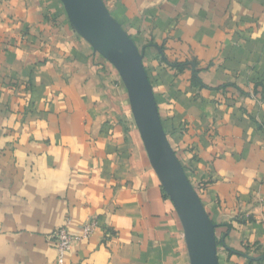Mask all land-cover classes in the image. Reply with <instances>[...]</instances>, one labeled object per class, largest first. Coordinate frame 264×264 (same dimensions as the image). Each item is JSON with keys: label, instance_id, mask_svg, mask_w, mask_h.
<instances>
[{"label": "crops", "instance_id": "1", "mask_svg": "<svg viewBox=\"0 0 264 264\" xmlns=\"http://www.w3.org/2000/svg\"><path fill=\"white\" fill-rule=\"evenodd\" d=\"M102 2L142 56L217 264H264V0ZM78 34L59 0H0V264H57L49 235L91 220L64 264H190L126 89Z\"/></svg>", "mask_w": 264, "mask_h": 264}, {"label": "water", "instance_id": "2", "mask_svg": "<svg viewBox=\"0 0 264 264\" xmlns=\"http://www.w3.org/2000/svg\"><path fill=\"white\" fill-rule=\"evenodd\" d=\"M75 30L117 70L152 167L182 223L190 264H217L214 225L163 130L142 56L102 0H60Z\"/></svg>", "mask_w": 264, "mask_h": 264}, {"label": "built area", "instance_id": "3", "mask_svg": "<svg viewBox=\"0 0 264 264\" xmlns=\"http://www.w3.org/2000/svg\"><path fill=\"white\" fill-rule=\"evenodd\" d=\"M97 226L96 220H91L82 226L81 234L78 236L70 235L65 227L56 228L50 235L49 240L56 250V263L64 264L66 255L70 252L74 242L87 240Z\"/></svg>", "mask_w": 264, "mask_h": 264}, {"label": "rangeland", "instance_id": "4", "mask_svg": "<svg viewBox=\"0 0 264 264\" xmlns=\"http://www.w3.org/2000/svg\"><path fill=\"white\" fill-rule=\"evenodd\" d=\"M59 2L62 4V7H63V10L66 12V8H65V6L63 5V3L59 0ZM79 35V34H78ZM82 38V37H81ZM97 55H99V54H97ZM100 57V59L101 60H103V61H105L106 63H109L108 61H106L101 55H99ZM109 65L111 66L110 68L112 69V72H113V74L115 75V77H117V84L119 83V84H121L122 86H124L123 85V83H122V80H121V78H120V76H119V74H118V72H117V70L115 69V67L112 65V64H110L109 63ZM125 88V87H124ZM130 105V104H129ZM178 159V158H177ZM179 161V160H178ZM186 174V173H185ZM188 178V177H187ZM162 189H163V187H162ZM195 191V190H194ZM163 192H164V194H165V198H167V199H169V197H168V195L166 194V192L164 191V189H163ZM196 192V191H195ZM197 194V193H196Z\"/></svg>", "mask_w": 264, "mask_h": 264}, {"label": "trees", "instance_id": "5", "mask_svg": "<svg viewBox=\"0 0 264 264\" xmlns=\"http://www.w3.org/2000/svg\"><path fill=\"white\" fill-rule=\"evenodd\" d=\"M180 68V67H179Z\"/></svg>", "mask_w": 264, "mask_h": 264}]
</instances>
